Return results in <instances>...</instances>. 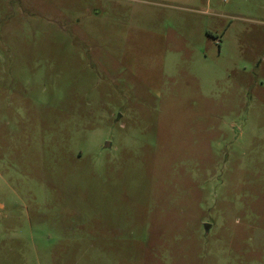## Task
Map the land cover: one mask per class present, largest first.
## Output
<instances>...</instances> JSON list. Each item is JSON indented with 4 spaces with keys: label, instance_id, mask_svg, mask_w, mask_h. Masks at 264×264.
I'll return each instance as SVG.
<instances>
[{
    "label": "rangeland",
    "instance_id": "obj_1",
    "mask_svg": "<svg viewBox=\"0 0 264 264\" xmlns=\"http://www.w3.org/2000/svg\"><path fill=\"white\" fill-rule=\"evenodd\" d=\"M0 264H264V0H0Z\"/></svg>",
    "mask_w": 264,
    "mask_h": 264
},
{
    "label": "water",
    "instance_id": "obj_2",
    "mask_svg": "<svg viewBox=\"0 0 264 264\" xmlns=\"http://www.w3.org/2000/svg\"><path fill=\"white\" fill-rule=\"evenodd\" d=\"M108 146H109V144H108V143H106V144H105V148H107Z\"/></svg>",
    "mask_w": 264,
    "mask_h": 264
}]
</instances>
